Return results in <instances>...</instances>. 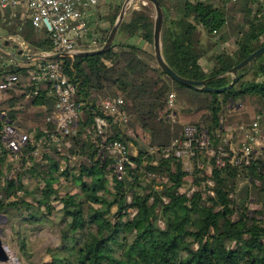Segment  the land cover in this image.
Instances as JSON below:
<instances>
[{"label":"trees","instance_id":"obj_1","mask_svg":"<svg viewBox=\"0 0 264 264\" xmlns=\"http://www.w3.org/2000/svg\"><path fill=\"white\" fill-rule=\"evenodd\" d=\"M159 1L164 7V57L187 79L207 80V85L216 89L224 87L233 78L230 72L234 66L264 46V0ZM121 9V4L107 6L109 26L101 42L107 40ZM153 13L150 4L133 6L119 26L118 33L125 37L115 38L109 51L56 59L74 84L76 97L87 104L77 134L61 145L65 154L53 148L40 160L32 157L28 165V158L2 147L0 168L3 172L16 169L18 179L2 190L5 199L0 201V212L10 219L20 256L28 264H36L30 237L46 225L56 226L60 233L59 244L47 250L52 258L49 264H264V152L248 165L237 166L231 161V147L224 148L228 155L218 150L229 136L220 117L232 102L243 105L231 114L230 123L260 115L264 127V53L241 68L236 84L224 92L181 84L156 60ZM5 18L0 15V21ZM9 20L3 24L6 29ZM13 20L9 33L19 35L34 53L54 49L47 30L36 28L21 15ZM88 24L91 37L96 30L91 21ZM201 27L210 37L221 33V40L225 29L236 32L235 50L214 53L211 60L215 64L210 70L200 62L206 53ZM135 37L146 41L149 48L132 41ZM30 62H17L18 66L12 62L0 69V77L9 72L21 76L9 89L21 93L0 100V108L33 140L25 153L32 151L41 132L50 128L47 117L55 106L53 95L46 90L36 92L27 80V71L44 61ZM173 91L180 114L172 124L166 115L170 111L167 98ZM106 93L107 99H124L129 127L137 135L133 139L120 127L113 129L112 139L125 143L130 139L137 146V154L130 150L134 167L127 166L123 179L112 172L111 160L97 158L98 148L88 133L99 111L97 103ZM32 106L38 109L30 115ZM187 125L196 130L194 140L206 130L210 146L217 150L216 156H208L205 150H197L193 141L196 154L190 171L181 157L174 153L165 157L162 151L187 138ZM242 173L247 182L239 189ZM66 181L70 186L62 191L60 185ZM74 186L76 189L70 190ZM12 196L15 198L8 201ZM252 205L256 207L252 209ZM89 234L98 237L85 248L83 240Z\"/></svg>","mask_w":264,"mask_h":264},{"label":"built area","instance_id":"obj_2","mask_svg":"<svg viewBox=\"0 0 264 264\" xmlns=\"http://www.w3.org/2000/svg\"><path fill=\"white\" fill-rule=\"evenodd\" d=\"M98 0H0V9L5 12L7 9L16 11L18 8L26 7L32 13V24L38 29L47 30L51 35L54 49L50 52L76 53L82 51H91L99 49L104 42L94 33L90 37V28L88 24V9L97 4ZM225 3H234L236 0H220ZM19 47L26 53H34L31 46L23 40L18 41ZM12 60V59H11ZM27 80L33 89L38 91L46 90L49 95L55 97V106L47 117L50 128L41 132L32 151L25 153L24 150L32 143L29 135L17 128L10 119L6 111L0 108V141L2 147L16 156L28 158V165L31 164V158L36 160L43 158L44 153H49L53 148L62 150L61 145L68 138L77 134L80 121L86 113V102L76 97L75 86L69 81V78L63 70L62 64L56 59L44 61L28 71ZM18 73L9 72L0 77V99L11 89L20 79ZM27 95L30 97L31 93ZM176 91L171 92L167 98V109L170 110L166 115L167 119L175 122L176 118ZM242 105V103H240ZM99 111L96 112L93 123L88 128L92 142L98 148V155L101 161L111 160L110 167L112 172L119 179H123L127 174V166L134 167V162L130 158V146L120 139H112L113 127L118 126L127 136L133 135L129 127V114L125 110L124 99L122 97H113L97 103ZM233 108L237 104L232 102ZM239 105V104H238ZM238 109V108H237ZM223 121H221L222 126ZM185 140H177L170 147L162 151L165 157L175 154L183 160L191 159L196 154L193 150V141L196 143V149L205 150L208 156L217 155V150L210 146L209 133L206 130L194 140L196 130L187 125L185 128ZM237 135L243 137V141L234 149L231 161L234 165H248L252 160L258 158L264 152V136L260 128V115L249 124H242L237 129ZM234 139V134L230 133L225 138V143ZM225 146H219L220 154L228 155L224 150ZM137 154V153H134ZM72 158L71 156H69ZM185 162V161H184ZM222 163L220 156L217 158V164ZM21 166H18L19 169ZM10 172H3L0 168V201L4 200L2 190L8 182L16 178ZM213 185L212 182H209ZM212 195L214 192H210ZM19 194V193H18ZM12 196L8 201H12Z\"/></svg>","mask_w":264,"mask_h":264},{"label":"rangeland","instance_id":"obj_3","mask_svg":"<svg viewBox=\"0 0 264 264\" xmlns=\"http://www.w3.org/2000/svg\"><path fill=\"white\" fill-rule=\"evenodd\" d=\"M141 2L143 4H147V5L150 4V3L143 1V0H132L131 3H129V5H127V7H128L127 12L129 10H131L133 6H138V4ZM122 4H121V6H122ZM150 7L153 8V12H154L153 15L155 18V16H156L155 6L150 4ZM92 10H93V8L88 9V22L89 21L92 22L91 28L96 30L97 36L100 38H103L102 35L104 32H106V30H108V26H109L108 17H107V8L100 10L98 12V14L94 13ZM0 12H1L0 15L2 14L7 19L8 18L11 19L8 21V26H9L8 29L3 27V24L6 23L7 19L5 18V20L3 19L2 21H0V31H2V34L0 36V43L3 44L5 41H9V46L17 49L16 45H17L18 41H21L23 39L19 35H16L13 32L8 33L9 32L8 30L13 29V25H14L13 18L15 16L21 15V16H23V18H25L27 20L29 19L32 22V13L30 10H28L24 6L21 8H18L16 11L7 9L5 12H3V10L0 9ZM200 31H202L201 35H202L203 47H205V49H206V53H205V55L201 56L200 62L202 64V67H204L206 70H210L211 68H213V65L215 64L214 60H211V56L214 53L222 51L224 49H227L229 52H233L235 50L233 40H234V36H235L236 32H232L229 29H225V31H224L225 32V38H224V40H221V33H215L213 37H210L207 35L204 28L201 27ZM6 33L9 34L8 37H7V35H5ZM124 37L125 36L123 34L117 32V35L115 38L117 40H121ZM132 41L136 42L137 44H139L141 46H147L148 47V43L146 41L142 40L141 38L135 37V38H133ZM152 48H153V45H152ZM153 50H154V48H153ZM0 53H1V57H0L1 61H7V62L11 61V62L17 63L16 61L11 60V58L8 57V55L5 52L0 51ZM31 62H37V61H31ZM19 63L24 64L23 62H19ZM37 64H39V63H36L35 65H37ZM18 65L19 64L17 63V66ZM12 91L9 90V92H6L7 94H5L0 100L2 102H4L5 100L9 99L13 93H16V94L21 93L18 89H13ZM102 98H103L102 99V101H103V100L109 98V95L106 93V94H104V96H102ZM250 101H252V100H250ZM242 105H243V103H242ZM242 105L239 104V107H241ZM239 107L237 109L236 106L234 108H233V105L228 106L227 111L224 112L220 117V124H221V121H223L222 127L229 134L230 133L234 134V139H231L230 142H228L226 144V147H231V148L233 147L234 149H236L239 146V143L241 141H243V137L241 135L240 136L237 135V129H238L239 125L240 124H249L254 119L251 116L248 120L245 119L246 121H244L243 123H239V124H238V122L230 123L231 114L237 112L239 110ZM5 108L7 109L6 106H5ZM37 109L38 108L36 106H32L31 109L29 108L28 113L30 115H33L34 114L33 112L36 111ZM175 110H176L175 111L176 112L175 122H176L178 120V117L180 114V112L178 110L177 103H176ZM170 122L172 124L175 123L172 120H170ZM114 127H113V129H114ZM260 128H261V133L264 136V127L261 126V123H260ZM130 130L133 131V129L131 127H130ZM133 133H134L133 135H129L128 137L135 139V137L137 136L136 131H133ZM127 143L130 146L131 152L138 153L137 152V146L134 144V142L132 140L128 139ZM1 152H2V143L0 142V153ZM184 161H185V169L187 171H190L192 169L191 159L188 160L187 158H184ZM11 173L16 178L18 177L16 175V170L12 171ZM186 179L190 181L191 176H187ZM246 182H247V179L244 176V174L242 173V175H240V177L238 178V184H239L238 188L240 189V187L242 185L246 184ZM68 186H70L69 182H67V181L63 182L60 185V189L62 191H65ZM75 189H76L75 186L70 188V190H73V191ZM255 207H256L255 205L251 206L252 209H254ZM0 228L3 230V239H4V242L9 249V256H10V260L8 262H6V263L0 262V264H28L27 261L20 256V252H19L17 242H16L15 238L13 237V234H12V231L10 228V219L7 217V215L4 212H0ZM59 235H60V233H59L58 228L56 226H50V225H46L42 229L36 230V231H34V233H32L30 238H31V242H32V249L34 251L33 259H34V262L36 264H39V263L45 261L46 257L49 255V253L47 252L48 248H55L59 244V242H60ZM97 237H98V235L89 234L83 240L84 247L88 248L89 245L93 244L96 241Z\"/></svg>","mask_w":264,"mask_h":264},{"label":"water","instance_id":"obj_4","mask_svg":"<svg viewBox=\"0 0 264 264\" xmlns=\"http://www.w3.org/2000/svg\"><path fill=\"white\" fill-rule=\"evenodd\" d=\"M132 0H125V2L122 4V9L119 14V17L115 21L114 25L111 27L112 30L107 38V40L103 43V45L97 49V50H91V51H82V52H76V53H65V52H50V53H29L26 54L19 45H16L15 49L14 47L9 46V41H5L3 44L0 43V51L5 52L8 57H10L12 60H15L17 62H23V63H29L30 61H50L54 59H61L65 57H80V56H91L95 54H102L106 51L111 50L112 44L114 43L115 37L117 35V32L119 30V26L124 20L126 13H127V5L131 3ZM151 5L155 6L156 9V16L154 18V40H153V48L156 56V60L158 62V65L163 69L173 80H176L177 82L187 85V86H194L201 88L206 91H214V92H224L225 90L231 89L232 86H234L238 80L237 72L245 67V65L250 64L252 61L256 60L257 57L264 53V46L258 48L255 52L244 58L242 61L237 63L236 66L231 70V75L233 76L231 82L220 88H212L207 85V80H191L183 77L180 75L176 70L171 68L169 64L167 63L163 48H162V33H163V24H164V7L162 6V3L159 0H144ZM10 260L9 256V249L7 245L4 242L3 239V230L0 228V262L6 263ZM52 258L51 256H47L44 263L49 264L51 263Z\"/></svg>","mask_w":264,"mask_h":264},{"label":"crops","instance_id":"obj_5","mask_svg":"<svg viewBox=\"0 0 264 264\" xmlns=\"http://www.w3.org/2000/svg\"><path fill=\"white\" fill-rule=\"evenodd\" d=\"M125 0H98L97 1V4H95V5H93V6H90L89 7V9L91 8H93V12L94 13H96V14H98V12L100 11V10H102V9H106L107 8V6L108 5H110L111 3H115V4H122L123 2H124ZM9 33V32H8ZM1 34H2V31H0V36H1ZM5 35H7V37H8V35L9 34H5ZM18 44V43H17ZM0 57H1V53H0ZM13 61H15V60H13ZM17 62V61H16ZM12 62L11 61H9V62H7V61H1L0 60V69H2L3 68V66H5V64H7L6 66H9V64H11ZM240 104V103H239ZM239 107V105H237V108Z\"/></svg>","mask_w":264,"mask_h":264}]
</instances>
